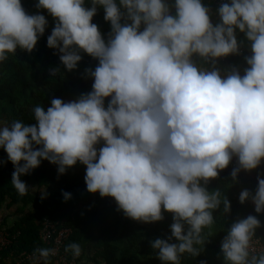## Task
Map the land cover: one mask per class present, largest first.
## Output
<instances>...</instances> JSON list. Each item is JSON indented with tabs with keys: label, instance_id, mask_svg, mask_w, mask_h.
<instances>
[{
	"label": "clouds",
	"instance_id": "1",
	"mask_svg": "<svg viewBox=\"0 0 264 264\" xmlns=\"http://www.w3.org/2000/svg\"><path fill=\"white\" fill-rule=\"evenodd\" d=\"M89 2L90 8L86 0H38L36 7L55 18L47 45L65 68L77 69L82 52L99 63L86 69L92 91L35 106V124L0 125V149L15 165L11 183L23 196L30 188L21 177L42 160L57 165L60 175L78 162L86 165L87 191L113 197L127 217L152 223L173 213L172 235L151 247L162 264H182L185 254L200 255L214 212L221 205L231 211L227 196L210 192L209 182L234 157V181L264 162V0H223L215 23L204 0ZM97 6L111 24L107 42L93 23ZM48 23L43 14H29L23 0H0V64L18 48L31 53ZM237 30L250 46L248 67L222 74L219 60L240 55ZM257 179L255 194L245 189L239 200L251 199L255 212L264 213V178ZM39 191L47 198L46 186ZM261 227L255 215L232 224L221 244L226 264H264V247H256ZM65 251L82 254L78 243ZM56 255L55 248H37L34 258L48 264Z\"/></svg>",
	"mask_w": 264,
	"mask_h": 264
},
{
	"label": "trees",
	"instance_id": "2",
	"mask_svg": "<svg viewBox=\"0 0 264 264\" xmlns=\"http://www.w3.org/2000/svg\"><path fill=\"white\" fill-rule=\"evenodd\" d=\"M37 3L38 0H23V6L29 14L45 15L49 22L45 34L39 38L31 53L18 48L16 54H9L8 60L0 64V121L3 123L21 120L35 124L32 111L35 106L47 108L54 98L68 102L92 91L94 78L87 75L86 69L94 70L99 61L82 52L83 59L77 69L68 71L59 59L58 50L47 45V37L55 27V18L46 9L37 8ZM204 3L212 9L213 22H217V2L204 0ZM85 6H92L89 0H86ZM97 8L93 23L98 25L107 42L112 31L111 24L104 19L103 6ZM237 36L238 40L243 41L241 48L244 51L238 56H228L225 62L217 63L222 74L233 67L243 74L248 67L245 57L250 54V46L239 30ZM203 66L209 70L212 67L210 64ZM52 69H59L60 72L52 76ZM109 99L106 98V105ZM102 146L101 143L97 148ZM0 161L6 162L0 163V212L4 208H15L11 220L0 224V228L7 226L16 236L12 246L4 252L0 264H16L21 255L35 253L37 248H50L39 235L44 218L61 222L65 227L73 229L65 249L71 243L80 244L82 254L79 263L88 258L89 264H162L157 255L158 250L151 247V242L172 235L173 213L165 211L162 221L152 223L127 217L113 197H102L98 192L87 191L86 165L79 162L60 175L57 165L42 160L40 167L21 177L30 188L26 195L21 196L11 183L15 165L8 160L3 149H0ZM234 168L231 162L228 168L207 185L210 192L219 189L227 196L231 203L230 213L223 211V205L214 212L217 220L211 230L205 229V233L210 231L211 234L200 255L193 257L185 254L181 258L182 264H201V261L207 264H226L221 249L222 241L232 224L248 215H255L261 221L262 227L257 229L256 239L259 240V248L264 247V213L255 212L251 199L243 204L239 200L240 193L245 189L255 194L258 188L257 177L264 178V164L251 171L241 170L235 181L231 176ZM45 186L48 195L42 199L39 189ZM64 192L71 193L72 198L66 201ZM170 242L179 243L175 238ZM67 253L72 259L73 255ZM48 264H54L53 260L50 259Z\"/></svg>",
	"mask_w": 264,
	"mask_h": 264
},
{
	"label": "built area",
	"instance_id": "3",
	"mask_svg": "<svg viewBox=\"0 0 264 264\" xmlns=\"http://www.w3.org/2000/svg\"><path fill=\"white\" fill-rule=\"evenodd\" d=\"M220 6L223 0H214ZM244 50L241 48L240 54ZM235 56V55H231ZM238 56V55H237ZM228 57L221 58L219 61L225 62ZM234 167H239L238 159L235 157L232 160ZM264 164V162H262ZM40 238L43 242L48 245L50 248H55L57 250V255L51 257L54 264H78L79 258L72 259L69 258L67 251H65V245L70 241L71 236L73 235V229L65 227L63 223L56 222L50 218H44L41 223ZM16 239L7 226L0 228V262L3 260L4 252L12 246ZM259 241V240H258ZM258 249L261 247L259 244L256 245ZM81 256V255H80ZM16 264H36L34 253H28L26 255H21ZM40 264H43V261H40Z\"/></svg>",
	"mask_w": 264,
	"mask_h": 264
},
{
	"label": "crops",
	"instance_id": "4",
	"mask_svg": "<svg viewBox=\"0 0 264 264\" xmlns=\"http://www.w3.org/2000/svg\"><path fill=\"white\" fill-rule=\"evenodd\" d=\"M15 212V208H4L2 212H0V224H5V222H9L11 218L13 217ZM78 264H89V259L84 258L80 263Z\"/></svg>",
	"mask_w": 264,
	"mask_h": 264
},
{
	"label": "rangeland",
	"instance_id": "5",
	"mask_svg": "<svg viewBox=\"0 0 264 264\" xmlns=\"http://www.w3.org/2000/svg\"><path fill=\"white\" fill-rule=\"evenodd\" d=\"M3 124V121H0V125H2ZM14 170H15V168H14ZM35 189V188H34Z\"/></svg>",
	"mask_w": 264,
	"mask_h": 264
}]
</instances>
